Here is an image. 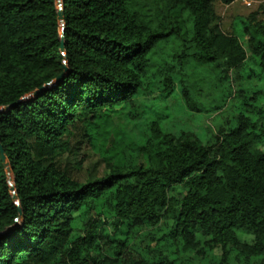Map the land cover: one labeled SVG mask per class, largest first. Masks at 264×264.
<instances>
[{
	"label": "trees",
	"instance_id": "trees-1",
	"mask_svg": "<svg viewBox=\"0 0 264 264\" xmlns=\"http://www.w3.org/2000/svg\"><path fill=\"white\" fill-rule=\"evenodd\" d=\"M214 1L63 0L62 51L57 0H0V264H264L263 123L173 126L264 81V20Z\"/></svg>",
	"mask_w": 264,
	"mask_h": 264
},
{
	"label": "rangeland",
	"instance_id": "rangeland-1",
	"mask_svg": "<svg viewBox=\"0 0 264 264\" xmlns=\"http://www.w3.org/2000/svg\"><path fill=\"white\" fill-rule=\"evenodd\" d=\"M61 9V6L58 5ZM214 10L221 19L222 29L226 34H233L237 20L240 18L247 19L251 15L257 14L259 20H264V0H238L232 5L225 6L218 0L213 3ZM255 70V69H254ZM258 74H262L261 70H255ZM251 69L245 71V79L243 87L249 90L247 94L249 99L239 100L235 102L227 101L223 93H215L210 97L200 101L203 105V111L200 114H193L191 116L182 115L175 118L173 126L184 128L198 134L204 143H207L208 138L212 132L227 121H231L233 126L236 125V117L243 115L253 119L255 122H262L264 125V81L254 78H248ZM227 94V93H226ZM214 108H219L217 112L211 111ZM178 123V124H177ZM256 148L264 152V138L256 144ZM97 160L90 158L88 163L89 168L95 166ZM102 169V168H100ZM81 179H85L87 171L84 170L78 174ZM11 183L14 185V177L11 174ZM15 195V191L12 192ZM220 254L216 252L215 256ZM185 264H212L213 259L201 261L195 257H186Z\"/></svg>",
	"mask_w": 264,
	"mask_h": 264
},
{
	"label": "water",
	"instance_id": "water-1",
	"mask_svg": "<svg viewBox=\"0 0 264 264\" xmlns=\"http://www.w3.org/2000/svg\"><path fill=\"white\" fill-rule=\"evenodd\" d=\"M58 1V5L61 6V9H60V14H59V20H60V23H61V26H62V36H63V44H62V51H65V40H64V34H65V19H64V13H63V7H62V1L63 0H57ZM66 71H68V68H66ZM63 80V76H61L60 78H58L53 85H59ZM52 86V85H51ZM44 90H47V89H43L42 91ZM39 93H36L35 96H38ZM13 107H10L9 109H12ZM8 109V110H9ZM3 153H4V150H3ZM5 160H6V157H5ZM6 167L8 169V172H9V175L11 177V174H12V168L10 167L9 164H6ZM15 185V184H14ZM11 186H12V183H11ZM15 191V195H14V199L16 201H18V197L16 195V189L15 187L12 186V192ZM17 227H12L11 229H9L8 231H6L5 233H2L0 234V238L5 236V235H8V234H11L15 231Z\"/></svg>",
	"mask_w": 264,
	"mask_h": 264
}]
</instances>
